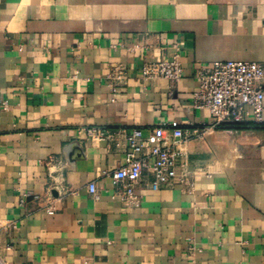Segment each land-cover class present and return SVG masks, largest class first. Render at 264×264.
I'll list each match as a JSON object with an SVG mask.
<instances>
[{"label":"crops","instance_id":"crops-1","mask_svg":"<svg viewBox=\"0 0 264 264\" xmlns=\"http://www.w3.org/2000/svg\"><path fill=\"white\" fill-rule=\"evenodd\" d=\"M175 55L174 88L142 78ZM215 61L264 64V0H0V264H264V100L259 125L210 128L191 97ZM172 121L192 185L122 205L126 133Z\"/></svg>","mask_w":264,"mask_h":264},{"label":"built area","instance_id":"built-area-1","mask_svg":"<svg viewBox=\"0 0 264 264\" xmlns=\"http://www.w3.org/2000/svg\"><path fill=\"white\" fill-rule=\"evenodd\" d=\"M144 80H166L174 88L182 79L183 69L175 55L170 62L148 61L142 64ZM122 66H111L107 75L108 87L114 94L127 79ZM198 90L191 97L195 110H206L212 129L228 126L259 125L264 100V64L259 62L215 61L196 72ZM87 135L98 141L112 138V132L90 128ZM186 138L181 126L172 121L152 129L133 128L125 135L123 163L107 176L116 190L113 197L126 207H138L141 201L136 189L152 191L171 188L175 184L191 186L192 172L185 165ZM96 193L94 183L87 186ZM45 199L46 212L55 208ZM23 200L19 201L22 206ZM192 246L189 250L192 251Z\"/></svg>","mask_w":264,"mask_h":264},{"label":"trees","instance_id":"trees-1","mask_svg":"<svg viewBox=\"0 0 264 264\" xmlns=\"http://www.w3.org/2000/svg\"><path fill=\"white\" fill-rule=\"evenodd\" d=\"M229 129H234V130H239L241 129L240 126H235V125H232V126H228Z\"/></svg>","mask_w":264,"mask_h":264},{"label":"water","instance_id":"water-1","mask_svg":"<svg viewBox=\"0 0 264 264\" xmlns=\"http://www.w3.org/2000/svg\"><path fill=\"white\" fill-rule=\"evenodd\" d=\"M53 194H55V193H53Z\"/></svg>","mask_w":264,"mask_h":264}]
</instances>
